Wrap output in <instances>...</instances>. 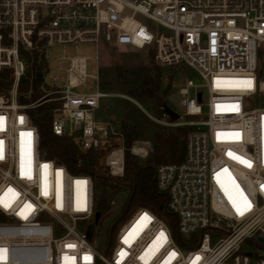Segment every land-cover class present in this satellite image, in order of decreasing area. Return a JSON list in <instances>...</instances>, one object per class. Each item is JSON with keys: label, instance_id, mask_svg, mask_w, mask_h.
<instances>
[{"label": "built area", "instance_id": "built-area-1", "mask_svg": "<svg viewBox=\"0 0 264 264\" xmlns=\"http://www.w3.org/2000/svg\"><path fill=\"white\" fill-rule=\"evenodd\" d=\"M81 45L94 46L95 59L100 48L152 52L160 67L193 69L206 91L204 100L190 80L179 90L185 154L155 168L172 220L136 208L110 253L113 226L104 251L93 240L96 185L104 174L123 178L124 137L98 119L109 95L87 74ZM263 57L264 0H0V73L10 82L0 88V264H264L243 249L264 239ZM36 74L40 97L18 103ZM23 81L29 90L19 92ZM45 103L55 104L53 135L95 151L102 174L73 175L41 156L28 111ZM129 152L152 149L134 141ZM240 193L251 204L243 215L232 203L243 207Z\"/></svg>", "mask_w": 264, "mask_h": 264}, {"label": "rangeland", "instance_id": "rangeland-1", "mask_svg": "<svg viewBox=\"0 0 264 264\" xmlns=\"http://www.w3.org/2000/svg\"><path fill=\"white\" fill-rule=\"evenodd\" d=\"M154 33L161 32V29L156 25H150ZM59 51L58 48H52L49 50L48 58L51 61L54 54ZM69 51L75 55L76 52L73 49ZM77 54L86 59V72L88 75L100 77V83H107L111 80L112 70L115 66H119L123 71L131 75L135 80L136 72L140 75H151L155 77L154 64L152 61V56L149 52L138 51V50H128L127 47H121L118 50L112 48H100L97 59H95L96 49L94 46L81 45L77 49ZM160 75V89L158 91V96L163 100V104L166 103L167 106L179 115V119L175 122H169L167 117H156L155 112L158 110L157 103L155 99H146L143 103H139L136 100L130 98L125 94V90L121 83L116 81L111 88L113 90H105L109 95L103 103V113L98 116V119L104 120L109 117L115 121L120 127L121 131L132 129L135 134L134 141H147L151 145L152 152L154 150V138L156 135L160 134L163 136H169L175 134L178 128L176 124L180 120H187L188 118H183V109L180 106L179 90L185 86L186 81L190 80L194 85L199 86L198 91L202 93L203 99H206V91L202 87L204 82L198 77L197 73L187 67L180 66L178 68L171 67H159ZM261 73L264 74V57L261 64ZM264 80V78H263ZM102 86V85H101ZM165 95L163 91L166 90ZM192 92V91H191ZM131 105L138 109L143 116L148 120L146 123L143 120L139 121H124L122 119L123 111L126 106ZM185 139V138H184ZM131 154V153H130ZM139 158L135 157L141 164H145L148 161V157ZM133 156V155H132ZM97 174H102L103 169L99 167V157L97 160ZM99 176V175H98ZM97 176V177H98ZM102 177V176H101ZM104 187H99L96 185V198H100L99 202L105 198L107 202L106 209L101 213L100 219L97 223L95 231L93 233V240L96 245L99 246L100 250L104 251L107 245L106 238L109 229L112 227V238L111 244L108 247L109 253L115 246V236L118 228L126 223L136 208L131 207L127 213H123L124 206L127 204L128 200V187L122 179L110 177L104 174L102 177ZM125 184V185H124ZM111 201V203H110ZM245 251L254 252L255 258H258L264 254V245H245L243 247Z\"/></svg>", "mask_w": 264, "mask_h": 264}, {"label": "trees", "instance_id": "trees-1", "mask_svg": "<svg viewBox=\"0 0 264 264\" xmlns=\"http://www.w3.org/2000/svg\"><path fill=\"white\" fill-rule=\"evenodd\" d=\"M152 56V52H149ZM160 66L154 64L156 72L155 77L151 75H140L136 72L135 80L131 75L126 74L119 66H115L112 70L110 82L102 83L103 91L113 90L112 85L116 81L120 82L125 90V94L139 103H143L146 99H155L158 110L155 112L156 117H167L163 112V100L158 96L160 89L159 75ZM28 77V76H27ZM41 84L39 74H36L31 83V95L29 99L22 96L18 97V103H30L36 101L40 94L38 88ZM10 85L8 73L2 71L0 73V88L8 89ZM29 90L28 81L21 82L19 92ZM163 91L165 95L166 91ZM53 103H45L28 111L31 123L36 127L39 135V150L41 156L46 160H52L57 164L64 166L68 172L73 175H89L94 176V170L97 165L98 155L95 151L90 150L86 154H81L72 139L69 137H57L51 131ZM122 119L124 121L148 120L135 107L128 105L123 111ZM169 122H172L167 117ZM189 127L178 128L175 134L169 136L156 135L154 138V150L149 154L147 163L141 164L135 156H132L129 149L135 140V134L132 129L122 130L124 137L125 153H124V169L123 181L128 187V200L124 206L123 213L128 210L139 207H146L153 210L157 215L169 222L172 220L171 214L165 210L166 197L156 190L155 186V168L163 163H179L183 160L185 154V136L190 131ZM106 199L103 198L98 203V213H102L107 207Z\"/></svg>", "mask_w": 264, "mask_h": 264}, {"label": "snow or ice", "instance_id": "snow-or-ice-1", "mask_svg": "<svg viewBox=\"0 0 264 264\" xmlns=\"http://www.w3.org/2000/svg\"><path fill=\"white\" fill-rule=\"evenodd\" d=\"M249 86H250V82H249ZM0 127H2V125H0ZM23 135V134H22ZM0 158H2V155H0ZM244 163H246L247 164V166H251L250 164H248V162L247 161H243ZM21 175H24V173H23V170L21 171ZM261 189L262 190H264V185H262L261 186ZM238 190V189H237ZM239 191V190H238ZM240 196H241V199H242V201H243V207H241L240 205H238L237 203H236V201H232V203H233V207L234 208H236V211H237V214L238 215H243V212L244 211H246L247 209H249V208H251V204L248 202V200H247V198H245L244 196H243V193H240ZM229 199L231 200L232 198H231V196L229 197ZM161 236H163V233H161ZM165 239H166V237H165ZM127 242V241H126ZM175 256V253L174 252H171V253H169V257H174ZM66 259H69V258H66ZM199 259V257H195L194 259H193V264H196V261ZM84 260L85 261H88L89 260V257H87V256H85L84 257ZM164 264H168V260H165V262H164Z\"/></svg>", "mask_w": 264, "mask_h": 264}, {"label": "water", "instance_id": "water-1", "mask_svg": "<svg viewBox=\"0 0 264 264\" xmlns=\"http://www.w3.org/2000/svg\"><path fill=\"white\" fill-rule=\"evenodd\" d=\"M197 98H198V101H200V94L197 95ZM262 104L264 103V98H262ZM163 112L165 114V116H167L172 122H175L179 119V115L176 114L173 110H171L166 103L163 104ZM99 218H100V213H96L95 214V217H94V223H98L99 221ZM94 228V225H91L90 226V229H89V232L87 233V236L89 237L92 230ZM257 241L261 244L264 245V239H261V238H257Z\"/></svg>", "mask_w": 264, "mask_h": 264}, {"label": "bare ground", "instance_id": "bare-ground-1", "mask_svg": "<svg viewBox=\"0 0 264 264\" xmlns=\"http://www.w3.org/2000/svg\"><path fill=\"white\" fill-rule=\"evenodd\" d=\"M134 152H136V153H139V154H142V155H144L145 154V150H143V149H141V148H134Z\"/></svg>", "mask_w": 264, "mask_h": 264}]
</instances>
